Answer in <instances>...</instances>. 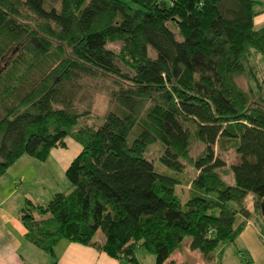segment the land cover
Returning <instances> with one entry per match:
<instances>
[{
	"label": "trees",
	"instance_id": "obj_1",
	"mask_svg": "<svg viewBox=\"0 0 264 264\" xmlns=\"http://www.w3.org/2000/svg\"><path fill=\"white\" fill-rule=\"evenodd\" d=\"M260 15L264 0H0V178L67 138L81 147L65 171L72 190L21 209L26 240L51 257L64 240L121 264L140 253L176 264L189 238L221 264L248 220L264 224Z\"/></svg>",
	"mask_w": 264,
	"mask_h": 264
},
{
	"label": "crops",
	"instance_id": "obj_2",
	"mask_svg": "<svg viewBox=\"0 0 264 264\" xmlns=\"http://www.w3.org/2000/svg\"><path fill=\"white\" fill-rule=\"evenodd\" d=\"M263 18L258 16L254 23H264ZM80 151V145L67 138L65 146L51 150L46 161L22 156L0 178V264H121L94 247L64 240L56 244L51 257L26 240L21 209L27 202L45 206L55 194L70 192L72 187L65 171ZM58 180L63 186H59ZM34 216L39 217L36 213ZM257 225L252 220L246 222L234 243L224 247L221 264H226L225 252L230 246L235 247L237 264H245L239 252L245 254L248 264H264V235ZM170 259L176 264H188L175 252Z\"/></svg>",
	"mask_w": 264,
	"mask_h": 264
},
{
	"label": "rangeland",
	"instance_id": "obj_3",
	"mask_svg": "<svg viewBox=\"0 0 264 264\" xmlns=\"http://www.w3.org/2000/svg\"><path fill=\"white\" fill-rule=\"evenodd\" d=\"M263 20H264V18H263ZM261 21L262 20L255 23V29H259V28L264 26V23H261ZM119 46H120L119 44H114V45H109L108 47L112 50L117 51L119 49ZM106 109H107V97L102 93L101 94H95L94 99H93V105L91 108L94 115L96 117H101L105 113ZM201 150H202V146L197 144L192 149L191 156L192 157L197 156ZM215 153L226 163V167L230 166L231 164L236 163V161H237V157L235 156L233 151H230L228 153H221L217 148H215ZM147 156L150 158H156L157 153L154 150L153 152L149 153ZM49 163H51V162H49ZM186 171L189 173L190 177H193L195 175V171L188 166H186ZM62 179L65 180L64 177ZM224 180L228 184H232V182H233L232 175L231 174L225 175ZM58 183H59L60 187L63 186L59 180H58ZM66 183H68V182L66 181ZM176 193L181 197L182 201H184V200H186V197H187L188 188L187 187H177ZM245 205L247 206V208L252 207V196L250 194L245 199ZM257 224H258L257 227L259 226V229H262L264 231L263 222L261 220L259 222V220H258ZM101 239H103V236L100 233H98L95 236V240H101ZM188 242H189V238H186L184 240L182 247L179 250H177L175 252V254H179L181 256V258L183 260H185L188 264H209V262H207L204 259L203 255L200 252L192 251L189 249ZM140 259L142 261V264H154L155 263L154 255L149 254V253H140ZM225 261H226V264H237L238 256L236 254V250H235L234 246H230L229 248L226 249Z\"/></svg>",
	"mask_w": 264,
	"mask_h": 264
},
{
	"label": "water",
	"instance_id": "obj_4",
	"mask_svg": "<svg viewBox=\"0 0 264 264\" xmlns=\"http://www.w3.org/2000/svg\"><path fill=\"white\" fill-rule=\"evenodd\" d=\"M260 211H261L262 218L264 219V201H263V203L261 204Z\"/></svg>",
	"mask_w": 264,
	"mask_h": 264
}]
</instances>
